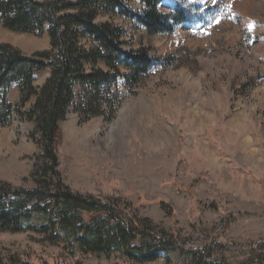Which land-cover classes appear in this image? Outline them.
Returning <instances> with one entry per match:
<instances>
[{
  "label": "rangeland",
  "instance_id": "374dc122",
  "mask_svg": "<svg viewBox=\"0 0 264 264\" xmlns=\"http://www.w3.org/2000/svg\"><path fill=\"white\" fill-rule=\"evenodd\" d=\"M177 3L190 7L192 22L171 35H150L132 20L114 18L126 48L147 46L155 57L171 58L173 67L159 65L133 91L119 79L111 117L83 121L71 108L56 136L62 182L76 194L119 199L125 223L134 229L131 220L137 219L143 238L88 253L74 238L50 239V231L0 232V260L264 261V0H164L160 9L172 12ZM130 6L142 7L140 0ZM0 42L25 55L51 48L47 32H17L1 20ZM49 76V70L40 72L35 85L42 87ZM8 96L15 102L18 88ZM13 115L9 126H0V181L35 189L31 174L42 147L30 137L33 123ZM30 221L39 225L44 218L33 212ZM147 248L158 256L140 259L138 252Z\"/></svg>",
  "mask_w": 264,
  "mask_h": 264
},
{
  "label": "trees",
  "instance_id": "16d2710c",
  "mask_svg": "<svg viewBox=\"0 0 264 264\" xmlns=\"http://www.w3.org/2000/svg\"><path fill=\"white\" fill-rule=\"evenodd\" d=\"M163 1L140 0L141 9L134 10L131 0H0V20L6 28L47 32L51 43L48 50L25 55L0 42V126H9L17 114L33 123L30 137L42 147L31 174L35 189L0 181V232L50 231V239L74 238L88 253L129 247L130 241L143 238L137 219L131 220L134 229L125 223L119 199L106 197L103 202L76 194L62 182L55 144L59 125L71 108L83 121L111 117L120 95L119 79L133 91L154 68L173 67L171 58L155 57L147 46L126 48L124 30L114 22L116 17L127 18L150 35H171L181 24L192 22L190 7L177 3L165 13L160 9ZM105 15L106 20H97ZM44 70L50 76L37 87V75ZM13 88L19 90L15 102L8 96ZM33 212L44 218L43 224H31ZM138 253L140 259L158 256L150 248ZM195 264L216 263L196 257Z\"/></svg>",
  "mask_w": 264,
  "mask_h": 264
},
{
  "label": "snow or ice",
  "instance_id": "6c2138e0",
  "mask_svg": "<svg viewBox=\"0 0 264 264\" xmlns=\"http://www.w3.org/2000/svg\"><path fill=\"white\" fill-rule=\"evenodd\" d=\"M214 2H215V0H214Z\"/></svg>",
  "mask_w": 264,
  "mask_h": 264
}]
</instances>
